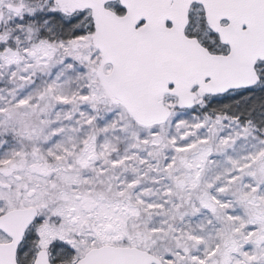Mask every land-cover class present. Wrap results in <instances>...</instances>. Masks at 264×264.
Returning <instances> with one entry per match:
<instances>
[{"label":"snow or ice","instance_id":"6c2138e0","mask_svg":"<svg viewBox=\"0 0 264 264\" xmlns=\"http://www.w3.org/2000/svg\"><path fill=\"white\" fill-rule=\"evenodd\" d=\"M0 264H264V0H0Z\"/></svg>","mask_w":264,"mask_h":264}]
</instances>
